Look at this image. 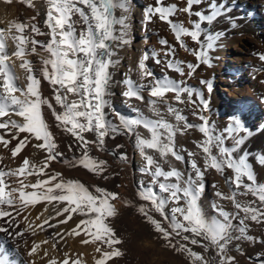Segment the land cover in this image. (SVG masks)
<instances>
[{"label": "snow or ice", "instance_id": "1", "mask_svg": "<svg viewBox=\"0 0 264 264\" xmlns=\"http://www.w3.org/2000/svg\"><path fill=\"white\" fill-rule=\"evenodd\" d=\"M4 2L11 3V0ZM131 2L44 0L47 11L43 27L46 32L36 23L27 22H14L7 28H0V130H4L0 134V144L8 148L11 141H17L10 149L13 158L32 140L36 141L34 148L46 153L39 164L24 158L21 166L15 169L0 167V219L7 218L6 224L18 228L19 216L30 207L46 202L52 205L55 215L44 219L37 227L43 229L48 225L54 228L57 225L51 224L50 220L64 216L58 223L66 224L74 214L79 215L84 218L67 235L80 236L83 233L91 237V240L84 239L83 244L98 241L111 249L102 252L95 264H108V261L122 257L123 251L116 246L123 240L110 223V218L118 215L112 203L118 200V193L100 186L90 190L80 180L66 179L63 173L55 170L48 172L47 178L33 183L25 181L32 175L43 177L52 162L63 163L69 169L82 167L107 179L104 173L109 170L108 161L97 159L91 153L93 149L103 151L106 139L125 137L140 157L137 171L150 178L147 182L141 180L137 186L135 197L143 202L137 206V212L159 234L164 241L163 247L182 254L186 264H234L235 257L227 255L234 242L246 240L264 245V239L249 234L252 226H264V182L258 178L264 176V151L253 157L245 148L253 132L246 126L243 104L227 117L222 129H217L203 114L210 111L211 102L206 99L205 91L211 94L213 83L202 79L199 83L206 88L197 90L189 86L186 79H173L167 74L157 77L146 63L149 61L148 52L138 61V80L126 77L119 82L124 86L120 93L123 102L135 115L126 116L113 106V71L121 64V50L131 45L133 39L128 22ZM204 4L205 0H186V6L178 8L176 3L165 5L164 0H155V5L147 6L144 19L152 22L157 17L166 22L179 47L191 53L196 61L185 63L175 59L176 48L167 39H160L158 43L167 46V51L163 57L159 52H152L155 64H163L166 70L187 78L202 65L213 67V61L218 57L210 53L217 50L225 33L222 30L213 33L210 28L232 9L226 6V0H210L206 10H194V6ZM28 7H33L30 0ZM177 12L187 14L190 26L170 19ZM230 26L233 29L238 27L235 20ZM29 27L30 32L25 34ZM13 29L19 34L14 35ZM41 35L50 39L44 42L34 38ZM186 37L198 48L189 47ZM38 45L47 56L33 63L27 57L39 55ZM258 59L264 62V54H259ZM16 60L20 61L18 65ZM17 67L24 73L23 84ZM42 83L50 86L51 98L43 95ZM145 92L148 96L146 111L129 102L135 99L144 103ZM261 100L264 102V97ZM176 105L191 106L192 115L200 123H189L183 108ZM45 106L54 117L51 124L42 111ZM191 129H196L203 137L192 141L198 151L188 150L180 142ZM64 134L73 138L66 146L67 152L74 153L71 156H65L60 150ZM124 147V144L116 145L117 149ZM185 152L189 168L183 170L173 166L170 158L182 164L185 162L182 153ZM113 155L125 165L130 162L126 152H114ZM198 156L202 164H198ZM210 170L223 178L228 189L227 192L221 191L218 182H213L217 198L210 205L213 215L203 211L201 205L202 194L206 192L205 176ZM224 202H229L230 207ZM124 203L133 206L129 200ZM154 214L162 219L155 218ZM24 220H28L27 215ZM32 230L33 225L29 223L16 235L22 237ZM8 231L0 226V233ZM192 246H199L203 251L198 252ZM39 247L33 245L29 255L35 254ZM96 252H101L100 247ZM65 257L62 264H70L69 254L65 253ZM256 260L257 264H264V253H258ZM0 264H10L2 249ZM50 264H57V261L53 259ZM71 264H82V261L74 259Z\"/></svg>", "mask_w": 264, "mask_h": 264}, {"label": "bare ground", "instance_id": "2", "mask_svg": "<svg viewBox=\"0 0 264 264\" xmlns=\"http://www.w3.org/2000/svg\"><path fill=\"white\" fill-rule=\"evenodd\" d=\"M33 7H28L29 0H11V3H5L4 0H0V15L3 17L11 13L9 19L14 22H27L29 24L36 23L41 27L42 31H47L43 27V20L46 17V6L44 0H30ZM165 5L176 3L177 6H186V0H164ZM210 0H205L204 5L194 6V10L199 8L200 10H206L205 6ZM183 4V5H182ZM149 5H155V0H132L131 11L128 13L130 24V35L132 36V43L121 50L119 59L121 61L118 69L113 71V84L112 90L115 95L112 97L113 106L122 114L126 116H134L135 114L128 108L123 102L124 98L120 95L124 86L119 82L126 77H131L133 80H138L137 65L140 58L145 52L149 54V61L147 65L149 69L157 76L160 77L164 74L170 76L173 79H186L187 84L197 90H204L205 85L199 83L200 80H208L213 83L217 75H221L220 78L223 82H227L232 86L230 91L231 95L228 98L217 96L213 90L211 94L205 91L206 99L210 100V111L203 113L209 117L210 124L215 125L217 129H222L227 123V117L235 112L237 107L241 104L245 106L246 126L252 130L253 135L246 141L245 148L252 152L253 157L258 156L264 151V117H257L258 105L264 107V102L261 98L264 97V62L258 60L259 54H264V0H226V6H231L232 11L227 14L226 17H220L211 26L210 31L216 32L222 30L225 35L218 42L217 50L214 53H210L214 57H218L213 61V67L201 66L197 72L190 78L180 77L178 73L166 70L164 65H157L152 58V52L156 51L163 57L164 51L162 45L158 42L161 38H165L171 45L176 48L175 59H178V55L187 59L185 63H195V58L189 53L185 52L179 47L178 42L175 41V37L168 33L169 26L166 22L160 21L157 17L153 18L152 22H147L144 19V13ZM37 12L40 15H37ZM119 14V13H118ZM32 17H36V20H32ZM0 19V20H2ZM173 20H183L185 26H190L187 23L188 17L186 13L177 12ZM192 19H196L192 17ZM235 20L238 27L233 29L230 24ZM9 25L5 22H0V28H7ZM206 26V25H205ZM30 32V27L26 29V33ZM170 32V31H169ZM13 34H19L13 29ZM174 35V34H173ZM35 39L47 42L50 37L47 35L34 36ZM203 40L204 37L202 36ZM187 43V42H186ZM189 47H196L191 39L187 43ZM227 50V52H226ZM9 51L12 48L9 47ZM39 55H32L27 57L33 63H36L39 59L47 56V53L42 52L39 45L37 46ZM233 51H236L233 52ZM228 56L230 61L237 64V74H232L233 79H225V70L222 69V58ZM170 59L173 57H169ZM245 62V63H244ZM15 63L18 65L19 60ZM216 65V66H215ZM132 69V71H129ZM17 73L21 77L22 84L24 83V73L17 67ZM187 71V70H186ZM242 72V73H241ZM241 75V76H240ZM42 92L46 97H50V86L47 83H42ZM145 102L136 101L132 99L129 101L133 106L140 107L145 110V103L148 99L147 92L144 93ZM171 95V94H169ZM195 99V96L193 97ZM54 102V101H53ZM175 104L174 101H170ZM183 108V114L187 116L188 122L198 124L200 121L190 110L191 106L176 105ZM229 106L231 113L229 115L223 114L224 109ZM58 111L60 110L56 106ZM45 118L51 124L54 117L51 116L50 110L46 106L42 109ZM6 119V118H5ZM53 131L60 135L59 132L53 128ZM4 130H0V134H3ZM23 135V134H22ZM89 138H93L92 134H88ZM8 139V136H5ZM196 129L189 130L185 137L181 138L180 142L188 150H196L193 140L202 139ZM73 138L64 134L60 140V150L65 153V156H71L74 153L67 152V144L72 142ZM17 141L13 140L9 144L8 148H5L0 144V167L7 166V168L15 169L22 164L24 158H29L30 161L37 164L42 162L43 157L46 155L43 149H36L33 144L36 141L32 140L21 153L15 158L11 156L10 149L16 145ZM230 145V142H228ZM124 144L123 149H117L116 145ZM198 151V150H196ZM114 152H126L129 155L130 162L125 165L118 161L113 155ZM97 159H104L108 161V171L104 173L103 177H97L95 174L88 172L82 167L69 169L63 163L52 162L50 168L46 170V174L43 177L36 175L29 176L26 183H33L37 179L47 178V173L52 170L63 173L64 178L78 179L83 182L90 190H94V186L104 187L105 189L118 193L119 198L114 201L115 207L118 210V215L115 218H110V223L114 227L118 237L123 240V243L119 247L124 255L120 258H114L108 261V264H186V260L182 254H176L173 250L163 247L164 241L159 237V234L155 233L152 226H150L145 219L137 212V206L140 203L135 197L137 186L141 180L147 182L150 178L142 176L137 171V162L140 160L138 153L134 150L132 143L125 137H117L115 140L106 139V145L103 151H96L93 149L92 153ZM151 154V153H150ZM185 156V162L180 163L174 161L173 166L180 169L187 170L189 168V160L187 153H182ZM198 164H202V159L197 157ZM166 167V166H165ZM167 170V167H166ZM260 182H264V176L258 177ZM19 179H24L20 177ZM218 182L219 190L227 192V186L223 182V178L216 174L214 170H210L206 173L205 184L206 192L202 194L201 205L202 210L208 215H213L211 210V203L215 202L217 198L214 196L213 182ZM13 186H17L13 184ZM31 191V189H26ZM131 201L133 206H126L124 201ZM226 207H230L229 202H224ZM47 207V211L45 208ZM61 208L63 205L60 206ZM167 212V210H166ZM28 216V220H24V216ZM52 205H47L46 202L36 204L34 207H30L28 211L24 212L17 219L19 221V227L13 228L5 223V219H0V226L8 228L9 231L0 233V249L8 257L10 264H50V261L55 259L57 264H62V261L66 258L65 253L69 254L70 264L71 260L80 259L82 264H95L97 259L101 258V253L104 251H111L106 245H101L100 242L83 244L84 239H90L85 234L81 233L80 236H68L67 233L73 229L76 224L83 219L79 215L74 214L73 219L66 224H59L60 220H63L64 216H59L55 220H50L51 224H56L54 228L45 225L43 229L37 227L42 224L44 219L49 216H53ZM155 218L162 219L158 214H154ZM39 217V219H37ZM33 225V230L25 232V235L20 237L16 233L24 231L28 224ZM60 233L62 235H57ZM249 234L256 236L258 239H264V226L255 225L250 228ZM48 243H44V241ZM150 241L151 247L146 250H141L135 246L132 241ZM33 245H39L37 252L33 255H29ZM100 247L101 252H96V248ZM194 250L202 252L203 250L199 246H192ZM264 253V245L258 243H252L245 241L234 242L229 246L227 255L235 257L234 264H257V254ZM251 257L252 259H249Z\"/></svg>", "mask_w": 264, "mask_h": 264}, {"label": "rangeland", "instance_id": "3", "mask_svg": "<svg viewBox=\"0 0 264 264\" xmlns=\"http://www.w3.org/2000/svg\"><path fill=\"white\" fill-rule=\"evenodd\" d=\"M24 1V0H22ZM183 5V4H182ZM186 5V3H185ZM178 7V6H177ZM179 8V7H178ZM175 16H173L172 18H174ZM0 19H2V16L0 15ZM174 22H184L183 20H175ZM170 31V32H169ZM169 31L168 33H170V35L174 36L173 33L171 32L170 30V27H169ZM161 39H165V38H161ZM185 39V42L188 43V41L190 40V38L186 37L184 38ZM163 49H166V46L162 47ZM227 52V50H226ZM236 53V51H233ZM191 54V53H190ZM229 57L226 56L225 58H222L221 60V63L223 64L222 66V69L225 70V79H233L232 77V74H237V69H238V65L237 64H234L230 61V59H228ZM178 59L181 60V61H186L187 59H185L184 57L182 56H179L178 55ZM259 60V59H258ZM261 62V61H260ZM245 63V62H244ZM216 66V65H215ZM242 73V72H241ZM218 77L214 79V92L217 96H221L223 98H228L231 93L230 91L232 90V86L227 83V82H223L220 78L221 75H217ZM241 76V75H240ZM20 83L22 84V81L20 80ZM258 110H257V117L260 119V118H263L264 117V107L262 105H258ZM231 113V110H230V107L227 106L224 111H223V114L225 115H229ZM249 242V241H247Z\"/></svg>", "mask_w": 264, "mask_h": 264}, {"label": "clouds", "instance_id": "4", "mask_svg": "<svg viewBox=\"0 0 264 264\" xmlns=\"http://www.w3.org/2000/svg\"><path fill=\"white\" fill-rule=\"evenodd\" d=\"M11 16V13L6 14L2 20H0V22H7L8 25H11L12 23H14L13 20L9 19V17ZM135 246L141 250H146L147 248L151 247V242L150 241H132Z\"/></svg>", "mask_w": 264, "mask_h": 264}]
</instances>
